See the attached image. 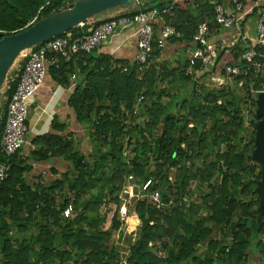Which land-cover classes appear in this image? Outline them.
I'll return each mask as SVG.
<instances>
[{
  "label": "trees",
  "instance_id": "1",
  "mask_svg": "<svg viewBox=\"0 0 264 264\" xmlns=\"http://www.w3.org/2000/svg\"><path fill=\"white\" fill-rule=\"evenodd\" d=\"M74 2L0 0V40ZM136 2L141 6L134 8ZM174 3L137 0L126 13L106 19L98 14L59 36L80 38L119 18L162 13L146 64L92 58L83 67L85 82L70 100L85 129L78 143L71 135H46L31 140L29 155L7 156L1 142L8 106L29 60L21 59L8 75L0 117V167L8 169L7 179L0 180V264H123L117 248L125 234L118 220L120 195L128 185L142 189L148 181L153 185L134 205L141 235L126 264H264V204L257 192L263 166L254 159L264 46L257 48L256 66L242 59L250 44L238 42L234 62L226 66L239 68V75L228 76L223 66V84L200 86L199 78L215 73L222 55L211 70L198 62L189 74V59L179 67L160 62L157 41L167 26L177 32L167 44H191L204 23L211 31L223 28L216 23L217 4ZM252 15L264 18V5ZM59 64L57 73L65 75L63 59ZM56 158L66 167L38 169ZM156 192L159 203L152 199ZM112 204L117 209L106 230L107 212L101 208Z\"/></svg>",
  "mask_w": 264,
  "mask_h": 264
},
{
  "label": "built area",
  "instance_id": "2",
  "mask_svg": "<svg viewBox=\"0 0 264 264\" xmlns=\"http://www.w3.org/2000/svg\"><path fill=\"white\" fill-rule=\"evenodd\" d=\"M179 1L181 0H175L174 5ZM247 1L252 2L253 7L259 6L261 2V0ZM233 4L235 5V11H231L218 4L216 5V23L220 27L230 29L238 26L247 15L240 0H233ZM166 12L168 11H164L163 13ZM161 15L162 13L158 9H154L133 17L119 18L102 25L92 35L80 38H73L71 35L59 37L39 47L30 49L23 54L21 58L28 59L29 61L8 106L6 127L1 142L3 152L9 157L18 153H21V155H29L31 153L32 144L27 138L29 130L27 120L33 99L43 87L50 65L59 69L60 57L69 59L74 55L90 54L108 42L118 29L125 30L130 28H137L136 36L139 41V50L136 60L140 64H146L150 60L152 44L155 40L154 25H156V21ZM36 20L32 21L29 26L33 25ZM257 25V39L249 45L248 52L242 57L243 60L256 66H258L255 63L258 57L257 48L264 46V18H261ZM210 33L211 30L207 23L199 27L194 38L197 48L189 57V74L193 72L198 62L203 67L208 68L219 60L220 50L210 42ZM176 35L177 32L174 27H165L162 30L161 38L157 41L159 48L164 49L166 41ZM225 72L228 76H237L240 73V69L234 66H225ZM7 177L8 169L5 165H2L0 167V180L5 181ZM152 185V181H148L141 191L139 190L141 192L139 199L145 196L147 189ZM128 186H131V184ZM127 187L125 192L127 191ZM152 199L155 203H159L160 194L158 192L154 193ZM71 210L69 208L65 211L66 217H69Z\"/></svg>",
  "mask_w": 264,
  "mask_h": 264
},
{
  "label": "crops",
  "instance_id": "3",
  "mask_svg": "<svg viewBox=\"0 0 264 264\" xmlns=\"http://www.w3.org/2000/svg\"><path fill=\"white\" fill-rule=\"evenodd\" d=\"M215 2L224 8L235 11L233 0H215ZM240 2L243 4L244 12L247 14L243 21L236 27L230 29L217 28L210 33V42L219 48L220 55H222L219 68L225 67L227 63L232 64L234 62L236 53L233 47L238 42L240 44L243 42L247 47L258 36L257 24L259 18L257 15L252 14L256 8L260 7V5L262 6V4L264 5V0H261L257 7H253V3L247 0H240ZM138 6H141V4L137 3L133 7L136 8ZM136 29L117 30L108 42L93 51L90 56H71L69 59L60 57V63L61 59H63L65 75L58 74V69L50 65L44 85L35 95L28 116L27 125L29 130L27 138L30 142L35 138L46 135L57 137L71 135L77 143L78 138L84 139L85 129L78 124L77 115L70 104L71 97L74 95L78 85L85 82L83 67H86L92 58H110L116 65L134 63L139 50ZM196 48L195 40L191 44L183 42L178 44L166 43L160 62L179 67V63L189 59ZM210 67L207 69L211 70ZM209 76L214 77L217 75L213 72ZM201 78H199V82H201ZM82 148L84 152L89 149L85 143H82ZM52 164H55L59 169H63L67 165L63 160L56 158L51 161V164L42 163L37 165V167L38 169L48 170Z\"/></svg>",
  "mask_w": 264,
  "mask_h": 264
},
{
  "label": "water",
  "instance_id": "4",
  "mask_svg": "<svg viewBox=\"0 0 264 264\" xmlns=\"http://www.w3.org/2000/svg\"><path fill=\"white\" fill-rule=\"evenodd\" d=\"M134 1L137 0H75L71 9L53 13L22 32L6 36L0 40V90L4 87L10 70L25 51L46 44L77 26H83L87 20L100 13L119 6L131 8ZM257 106V116L262 120L257 124L254 159L263 166V179L257 192L264 204V91L259 93Z\"/></svg>",
  "mask_w": 264,
  "mask_h": 264
},
{
  "label": "rangeland",
  "instance_id": "5",
  "mask_svg": "<svg viewBox=\"0 0 264 264\" xmlns=\"http://www.w3.org/2000/svg\"><path fill=\"white\" fill-rule=\"evenodd\" d=\"M128 9L129 8L119 6L117 8L108 10V11L103 12V13H100L99 14L100 16L98 18L99 19L111 18V17H114L116 15L126 13ZM21 59L22 58H20L16 62L15 66L10 70V72H9L10 77L19 68V64L21 62ZM221 70H222V68H218V70L215 72V74L218 73V75L214 76V77L209 76L208 78H205L204 81L200 82V86L206 84L207 86L211 85L213 88H215V87H219V85L223 84L225 82V79L221 75ZM8 79L6 80L4 87L0 90V117L3 114L4 105L6 102L5 92H6L7 84L9 81ZM247 121H249V118ZM248 125H249V122H248ZM199 165H200V163H199ZM43 179L45 180V177H43ZM139 190L141 191V188L139 186L131 185V186L127 187L126 192L124 191L120 195L121 200H122V205H121V209L119 211L118 220L125 224L122 227V229L125 230V234L122 236V239L120 240L119 245H117V248H118V251L120 252L121 257L123 259V264L127 263L126 260L129 258L128 256L130 255L129 254L130 248L132 245L135 244V242L140 238V235H141L140 230L142 227V223L139 219L133 217L134 205L140 200L139 197H140L141 192ZM116 209H117V207L114 204L110 205V209H108V208L106 209L105 206H103L101 208L102 214H105L107 212V223L105 224L106 230L110 229L112 226V219L114 217V213H115ZM119 235H120L119 233H116L115 234L116 238H119L118 237ZM229 239H230V234L227 235V238H225V240L228 241ZM254 262H256V261H254Z\"/></svg>",
  "mask_w": 264,
  "mask_h": 264
},
{
  "label": "bare ground",
  "instance_id": "6",
  "mask_svg": "<svg viewBox=\"0 0 264 264\" xmlns=\"http://www.w3.org/2000/svg\"><path fill=\"white\" fill-rule=\"evenodd\" d=\"M28 51H29V50L25 51L23 54H25V53L28 52ZM23 54H22V55H23Z\"/></svg>",
  "mask_w": 264,
  "mask_h": 264
}]
</instances>
